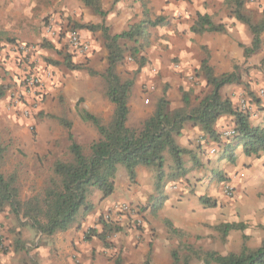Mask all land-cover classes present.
Instances as JSON below:
<instances>
[{
	"label": "crops",
	"instance_id": "0c3cea01",
	"mask_svg": "<svg viewBox=\"0 0 264 264\" xmlns=\"http://www.w3.org/2000/svg\"><path fill=\"white\" fill-rule=\"evenodd\" d=\"M210 1L212 0H192L181 5L188 16L186 24L188 27L186 26L184 37L185 51L181 53L182 72H180V76L182 77L173 75V78H168L165 71V68L168 67L167 62L159 64L156 61L154 66H156L157 72L162 75L160 80L164 83L169 81L174 90L175 85L179 83L188 86L189 78L186 80L184 76L190 75L192 71H198L199 46L208 45L211 49L210 65L214 66L219 73L232 72V58L241 56L252 67L244 86L254 92L260 100V104H253L249 99H246L243 86H226L225 95L230 97L236 105L240 100H243L250 113V125L252 127L261 126L264 116V98L260 96L259 92L264 89V66L254 63L252 58L253 56L264 57V32L261 34V49L247 59L243 56V46L250 45L251 34L246 25L234 18L235 21L229 22V26H232V22L233 26L228 32L226 30L227 33L194 35L189 30L192 23L190 17L195 13L208 14L209 16L214 14L213 5L208 4ZM223 2L224 0H219L218 3L223 6ZM44 3L45 0H0V22L4 20L29 22L34 15L38 17L43 14ZM78 7L86 17L87 9L82 4H79ZM102 7L108 11V14L101 19L110 34L120 33L131 18L139 15L140 12V5L135 0H120L113 6L112 2L110 4L102 2ZM245 9L252 21L256 23L263 16L264 0H248ZM65 16L67 14H60L54 17L55 20L48 21L54 30L53 37L41 35L55 49L70 48L67 37L69 28L65 23ZM215 22L224 23L225 20ZM77 32L80 39L88 44L89 50L84 55L76 53L74 58L79 62L88 61L91 68L102 73L106 68V64L103 60L101 61L103 53L98 57L95 54V41L88 30L81 29ZM4 63L7 65L8 78L16 82L15 72H18V69L12 63L8 65L3 61ZM154 82L149 78L146 79L144 75L135 80L128 100L129 113L126 123L128 127L139 128L153 113L154 105L144 110L142 96L152 94ZM65 83L66 88L62 90ZM145 84L152 86L153 89L146 87L144 91H140L142 85ZM189 86L191 87V85ZM50 87L56 88L51 97L55 102L59 98L58 93L66 97L65 93L68 88L76 92L74 96L76 100L79 99V95L84 89L89 90L90 94L85 109L95 117L100 116L103 108L101 109L95 100L101 99V92L105 88L102 79L84 75L80 79H66L65 81L55 75L53 85ZM47 93L49 94V90H46L42 101L46 99ZM154 94L158 100L160 98L159 90H156ZM9 98L10 96H7L5 101L2 100L3 98L0 100V116L11 124L9 125L11 129H15L18 127L17 125H23L25 122L18 109L7 110ZM167 98L171 102L173 97L168 95ZM147 101L149 102L148 99ZM191 103L193 106L197 104L194 95L191 97ZM105 104V107L110 110L109 116L111 117L114 106L110 102ZM57 112V115L61 117L71 118L65 103L57 106ZM32 123L33 121L29 124ZM89 126L88 139L92 143L93 140L99 138V135ZM231 126L232 119L222 117L216 123V130L221 133ZM38 127L41 131V125ZM53 128L54 134L59 132L56 126ZM76 128L73 124L70 129L74 138L81 129L76 130ZM64 134L67 137L68 131L65 130ZM176 143L180 148L190 151V154L183 157L187 173L178 181L166 182L163 189L165 200L160 207L155 206L154 173L151 169L144 166L136 167L135 179L130 182L124 168L118 167L114 179V192L109 197L102 200L101 194L98 191H93L88 196V202L92 205L91 210L85 212V208H81L69 229L49 237L39 234L38 237L41 238L40 243H36V264H112L111 257L115 255H120L122 264H144L146 260H148V264H173L171 252L179 244L195 250L215 252L223 256L229 253H238L243 246L248 249L260 247L264 239L262 229L264 225V154L259 157H248L244 154L242 146H237L233 152L234 162L231 163L228 160V152L221 147L205 145L200 127L189 122L183 126L180 134L176 137ZM198 144H201L202 150L198 148ZM22 147L23 145L21 147L16 145L13 149L16 151ZM213 147L216 148V152L211 154L210 150ZM165 158V172L168 173L171 159L168 154L165 155ZM217 180H222V183H215ZM226 184L234 189L231 197L224 194ZM202 198L208 199L211 206L203 204ZM121 205H127L128 210L118 211L117 209ZM101 217H107L117 222L121 227L119 232L108 236L106 241L109 247L96 237H91L89 240L84 239L89 229L100 230L98 222ZM137 220H139V224ZM164 221H169L175 229L188 237L171 238ZM220 224H244L246 228L243 231H230L222 240L221 234L214 229ZM243 236L247 237L246 241L243 240ZM180 256L183 257V253ZM180 264L182 263L180 262ZM188 264H203V262L193 259Z\"/></svg>",
	"mask_w": 264,
	"mask_h": 264
},
{
	"label": "trees",
	"instance_id": "16d2710c",
	"mask_svg": "<svg viewBox=\"0 0 264 264\" xmlns=\"http://www.w3.org/2000/svg\"><path fill=\"white\" fill-rule=\"evenodd\" d=\"M79 1L95 15L103 18L108 14V11L103 9L101 0ZM119 1L112 0V6ZM137 1L142 7V18L138 22L128 25L120 33L110 34L103 24L78 25L77 27L90 32H101L103 46L107 52L106 68L97 75L103 80L105 95L114 106L110 121L106 125L101 124L99 118L87 111L80 112L81 119L89 122L99 135V138L90 144L89 153L85 154L84 148L76 142L70 132L71 122L65 118H58L60 125L68 131L67 152L70 159L66 161L56 159L51 165V174L46 180L43 190L22 202L19 197L16 174L5 176L1 172L6 147L0 142V212L9 209L19 225H23L21 220H25V223L30 225L37 234L49 237L69 229L81 208H85V212L91 210L92 205L88 202V196L93 191H98L102 200L109 197L114 192V179L118 167L124 168L130 182L135 179L136 167L144 166L151 169L154 173L155 206L160 207L165 200L163 189L166 182L178 181L187 173L183 157L190 154V151L180 148L176 143V137L188 122L200 127L205 145L221 147L228 152V160L231 163L234 162L233 152L237 146H242L244 154L248 157H259L264 154V116L261 126L252 127L247 107L242 110L239 105L240 101L236 105L230 97L221 94V90L226 86L242 84L238 67H234L232 72L216 76L209 64V52L204 46H201L203 58L200 62V72L206 85L210 87L209 94L193 106L191 89L182 90L181 107H172L163 96L157 100L153 113L139 128L127 126L128 100L135 74L131 78L122 79L117 73L116 67L122 64L127 57H130L138 65V69L143 67L146 64L144 51L150 47V30L166 26L169 22L165 16L151 18L148 2L146 0ZM247 1L224 0L223 2L228 16L246 25L251 34L250 45L243 46V56L246 59L261 49V34L264 32V11L262 18L256 23L253 22L246 13L245 4ZM70 29L78 31L75 28ZM189 30L194 35L202 36L210 33H225L226 27L222 23H216L213 17L208 14L196 13ZM10 42L14 49L20 44L14 40ZM68 54L61 63L55 64L70 71L82 69V66L75 65L71 61L76 50L70 47ZM260 64L264 66V57ZM14 65L21 71L20 78L39 72L33 58L25 59ZM88 71L92 75L96 74L91 70ZM244 85L242 88L246 99L259 105L260 100ZM5 93V89L0 87V100ZM222 117L232 119L231 127L236 133L233 138L224 139L222 132L219 133L216 130V123ZM198 148L202 150L201 144H198ZM166 154L171 159L168 173L165 172ZM201 201L203 204L211 206L208 199L202 198ZM98 223L100 230L89 229L84 239L89 240L91 237H96L109 247L106 241L108 236L119 232L121 227L117 222L105 217H101ZM164 224L171 238L188 237L175 229L169 221H164ZM245 228L244 224H220L214 227L221 234L222 240L230 231H243ZM262 229L264 231V225ZM243 240L246 241L247 237L243 236ZM11 246L15 253L27 250L19 232H15ZM7 251L8 249L4 248L0 237V253L5 254ZM182 253L183 257L180 256ZM171 257L173 264H180V262L188 264L193 259L202 261L203 264H264V239L260 247L256 249H248L243 246L238 253H229L224 256L179 244L171 252ZM111 261L112 264H122L120 255L111 257ZM144 264H148V260Z\"/></svg>",
	"mask_w": 264,
	"mask_h": 264
},
{
	"label": "rangeland",
	"instance_id": "374dc122",
	"mask_svg": "<svg viewBox=\"0 0 264 264\" xmlns=\"http://www.w3.org/2000/svg\"><path fill=\"white\" fill-rule=\"evenodd\" d=\"M135 1L138 2L137 0ZM146 1L148 2L151 18L165 16L168 18L169 22L166 26L157 27L150 30V47L144 51L143 55L146 57V64L143 67L138 69V65L130 57H127L122 64L116 67L117 73L122 79L131 78L133 74H135L134 83L137 77L142 75H144L146 79L149 78L151 81H155L153 83L154 89L152 86H147L146 84L142 85L140 88V91H144L146 87H152L153 89L151 91L152 94L145 95L144 97L142 96V105L144 110H146L147 107L153 105L155 108L157 99L154 93L156 90H159L160 98L164 96L168 100V95L173 97L171 98L172 103L170 100H168L172 107L182 106V90L188 91L191 89V95H194L195 102L198 103L199 100H201L210 92V87L206 85L200 72V63L197 72L195 70L192 71L190 75L184 76L186 77V80L189 78V80H187L188 86L179 83L178 85H175L174 90L172 89L169 81L164 83L160 80L162 75L157 72V68L154 66L156 61H158L159 64H165L167 62L168 67L165 68V71L168 78H173V75H181V53H184L185 51L184 37L186 33V24L188 23V16H186V12L183 10L181 5L183 3L186 4L191 2L192 0ZM102 2L105 4H110L112 0H101V3ZM218 2L219 0H212L208 3L209 5H213L212 8L215 10L214 14L211 16L215 21L222 22V20H225V22H222V24H225L226 30L228 32L230 27L233 26V22L232 26H229V22L235 20L228 16L225 7L220 5ZM79 4H82L79 0H45L43 14L41 15L43 18H40V15L38 17L34 15L29 22H12L10 20H4L0 22V87H3L6 91L2 100L5 101L7 96H10L15 91L22 90V85L19 83H21L23 77H19L22 75L21 71L14 65L16 63V49L11 46L10 41L14 40L18 41L19 43H24L27 46L34 47L32 58L35 61L37 71L39 72L38 74L32 75L40 76L43 83V86L40 89L41 95H43V97L39 102L35 101V97L32 95H29L25 99L26 106L31 107V116L28 119H23L25 122L23 125H17L18 127L11 129L9 127L11 124H9L7 120L0 116V142L4 147H6V153L4 156L3 165L1 167V172L5 176H8L12 173L16 174L17 184L19 186V197L22 202L28 200L43 190L45 182L51 174V165L56 159H62L65 161L70 159V156L67 152L69 142L66 135L64 134L66 129L60 125L58 118L67 119L72 125L74 124L77 127L76 130L81 128L75 137V140L84 148L85 154L89 153V146L91 142L88 139V126L90 125L89 127L93 128L94 130L95 128L89 122H86L89 124L84 123L85 121H83L80 117V112L82 110L87 111L85 108L90 91L84 89L80 93L79 99L76 100L74 97L76 92L73 89L68 88L67 93H65L66 97L62 96L61 94L59 95L58 93L59 98L55 102V100L51 99V97L55 93L54 89L56 90V88H51L50 86L53 85L55 75L63 78L65 81L66 79H80L81 76L84 75L90 78L101 79V77L97 75V73L99 74L101 72H97L91 68L88 61L86 62V60H84L83 62H79L74 57H71L72 63L82 66V69L70 71L63 66L56 65L55 63H61L63 58L66 55H69L68 49H55L48 43L47 40H45V38H42L43 36H41L44 35L46 37H53V34H50L47 31L49 26L52 27V24H49L48 21L55 20L54 17L60 14H67V16H65V23L67 24V27L75 28L78 31L81 30L77 28L78 25L103 24L105 27H107L101 17L95 15L88 8H86L87 13L85 17L83 13L80 12L81 8L78 7ZM138 4L140 5L139 2ZM64 8L66 10H62ZM195 14L190 17L191 22L193 21ZM141 18L142 7L140 5L139 15L133 16L130 22L127 23V26L138 22ZM127 26L123 30H125ZM89 33L92 39L95 41V54H97L98 57V55L103 53L101 61L103 60V62L106 64V55L104 56V54H107V52L103 46L101 32L89 31ZM18 36L22 39V41ZM202 46L207 48L211 58V49L208 47V45ZM198 51L201 62L203 58L201 46H199ZM261 59L262 58L253 56L252 61L256 64H260ZM3 61L8 65L12 63L13 66L18 69V72H15L16 82L13 79L8 78L7 65H5V63L3 64ZM231 66L232 71L234 67H238L239 74L242 77V84L237 86H243L246 84V81L248 80L247 77L250 76L249 74L252 67H250L241 56L239 57V55L238 57L232 58ZM212 68L216 76L223 74L219 73L218 70H215L214 66ZM88 70H91L96 74L92 75ZM47 84L48 87H46ZM189 85H191L193 88H191ZM64 88H66V83L63 84L62 90ZM225 89L227 88L225 87L221 90V94L225 95ZM46 90H49V94L47 93L46 99L42 101L45 97ZM95 101H97L101 109H104H102L100 116L97 118H99L101 124L106 125L110 121L111 117L109 116V108L105 107V103H109L105 95V88H103L101 92V99H96ZM64 103L68 107V114L71 116L70 119L67 116L61 117L57 115V106ZM31 121H33V123L29 124ZM39 125H41V131L38 129ZM53 126H56L59 129V132L57 131L56 134H54L55 130ZM94 141L96 140H93V142ZM16 145L19 147L23 145V147L15 151L13 148L16 147ZM8 148L10 152L8 151ZM215 183L221 184L222 180H217ZM21 223L23 225H19L17 219L9 211V209H5L3 212H0V237L2 239L4 248L8 249L7 253H0V264H36V243H40L39 240L41 237H38L39 234H37L35 230L30 227V225L26 224L25 220H21ZM15 232L20 233V238L25 243V247L27 249L26 251H21L19 253H15L13 251V247L11 245L13 239L15 238Z\"/></svg>",
	"mask_w": 264,
	"mask_h": 264
},
{
	"label": "built area",
	"instance_id": "2783aa9c",
	"mask_svg": "<svg viewBox=\"0 0 264 264\" xmlns=\"http://www.w3.org/2000/svg\"><path fill=\"white\" fill-rule=\"evenodd\" d=\"M53 28L51 26L48 27V33L53 34ZM52 31V32H51ZM67 37L69 45L72 49L76 50V53L80 55H84L89 50V46L86 42L82 41L79 37V34L77 31L74 30H68L67 31ZM34 47L33 46H27L24 43H20L16 48V54H15V62L19 63L25 59H30L33 55ZM49 76V74H48ZM22 90L21 91H15L10 95L9 102L7 109L14 110L18 109L20 112L21 117L24 119H28L31 116V107H27L25 104V99L32 95L33 97H36L35 101L39 102L43 95H41V87L43 86L42 79L40 76L36 75H24L22 78L21 83ZM38 92V95H37ZM260 96L264 98V89H261L259 92ZM241 109L246 108V104L243 100H240L239 103ZM234 129L227 128L222 132V137L224 139H230L235 136ZM216 152V148L213 147L210 150L211 154H214ZM233 187H231L229 184H226L224 187V194L228 197H231L233 195ZM118 211L124 212L128 210L127 205H121L117 209ZM107 218V217H106ZM137 223L139 224V220H137Z\"/></svg>",
	"mask_w": 264,
	"mask_h": 264
}]
</instances>
